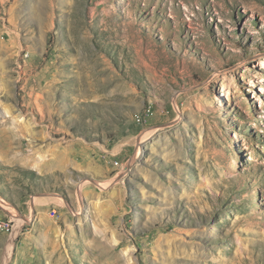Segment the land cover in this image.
I'll list each match as a JSON object with an SVG mask.
<instances>
[{
	"label": "rangeland",
	"instance_id": "1",
	"mask_svg": "<svg viewBox=\"0 0 264 264\" xmlns=\"http://www.w3.org/2000/svg\"><path fill=\"white\" fill-rule=\"evenodd\" d=\"M0 264H264V0H0Z\"/></svg>",
	"mask_w": 264,
	"mask_h": 264
},
{
	"label": "built area",
	"instance_id": "2",
	"mask_svg": "<svg viewBox=\"0 0 264 264\" xmlns=\"http://www.w3.org/2000/svg\"><path fill=\"white\" fill-rule=\"evenodd\" d=\"M1 219V218H0ZM10 229V225L4 221V226H0V231L7 232Z\"/></svg>",
	"mask_w": 264,
	"mask_h": 264
}]
</instances>
